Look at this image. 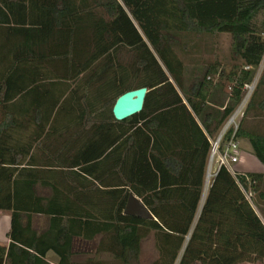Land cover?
<instances>
[{
	"label": "trees",
	"instance_id": "obj_1",
	"mask_svg": "<svg viewBox=\"0 0 264 264\" xmlns=\"http://www.w3.org/2000/svg\"><path fill=\"white\" fill-rule=\"evenodd\" d=\"M180 33L230 35L240 63L190 71L175 51ZM263 59L264 0H0V211L12 214L0 264H51L49 252L77 264L76 240L99 235V251L133 264L151 233L153 264L264 262V223L241 188L264 204V175L247 174L250 186L221 168L193 226L210 139ZM141 88L143 111L116 121L117 99ZM262 94L264 74L236 138H247L264 166V133L246 128L248 114L264 110ZM103 167L115 176L104 179ZM130 195L154 219L125 215ZM36 217L49 220L42 233Z\"/></svg>",
	"mask_w": 264,
	"mask_h": 264
},
{
	"label": "rangeland",
	"instance_id": "obj_2",
	"mask_svg": "<svg viewBox=\"0 0 264 264\" xmlns=\"http://www.w3.org/2000/svg\"><path fill=\"white\" fill-rule=\"evenodd\" d=\"M96 12L98 14L104 15L102 13L103 11L99 8H96ZM175 40L177 42V47L175 48V51L177 55L184 61L185 65L190 71L198 67L204 68L206 65L213 64L215 61H218L221 65L225 66V68L228 71L232 65L240 63V61L234 59L232 53L231 36L228 34L193 35L188 33H180L175 35ZM130 57L131 54L126 49L122 50V53H120L119 55L120 60H122L125 63L129 62ZM263 74H264V59L257 71V75L254 83L251 86L245 88V92L243 95L244 99L241 103V105H243L244 107L243 113H245L247 105L251 99V96H253L257 84L260 78L263 76ZM226 91L229 92V89L227 88ZM262 96L264 97V94H262ZM241 121L242 118L240 117L238 123H241ZM246 128L248 129L253 128L257 131H261V133L264 132V111H251L247 116ZM246 158H247L246 156L240 158V163L235 166V169L238 170L244 164H247L248 167L250 168L251 163L248 162ZM216 168H217L216 163L212 165V168H211V164L210 167H208L206 184H207L208 176H210V184H211L213 178L215 177L214 174L216 172ZM262 188L264 189V181L262 182ZM39 192L43 195L46 194V192H44L43 190L40 191V189ZM252 200H253V204H255V207L257 206L260 212L264 215V204L257 202V197L254 193ZM158 258H159V253L156 249L155 236L154 233H151L144 239V242L141 245V254L139 261L133 264H153L156 260H158ZM90 260L96 263L101 262L103 264H120L118 261H116L113 258V256L110 253L107 252L101 255L99 252L95 257L94 254L82 256L80 258V261H82V263L80 264L86 263ZM244 264H251V263H244ZM255 264H264V262H259Z\"/></svg>",
	"mask_w": 264,
	"mask_h": 264
},
{
	"label": "crops",
	"instance_id": "obj_3",
	"mask_svg": "<svg viewBox=\"0 0 264 264\" xmlns=\"http://www.w3.org/2000/svg\"><path fill=\"white\" fill-rule=\"evenodd\" d=\"M254 111H264V110L257 109ZM250 130L261 133V131H257L253 128H251ZM262 133H264V132H262ZM125 138L126 137L121 138L120 141L117 143V146L119 144L122 145ZM61 139H62V141H65L68 139V136H64ZM238 143L240 146L239 163H240V158H243V156H246L247 157L246 159L248 160V162L251 163V166L249 168L247 164H244L238 170L236 169V171L240 174L264 175V166L253 154V148H252L250 141L247 138H241V139L239 138ZM110 164L113 165V159L111 160ZM56 170L57 171L59 170L58 172H60V173L68 171V169H56ZM97 172L100 174V171H97ZM101 174H102V177L104 179L110 180L115 176V171L112 169L110 171H108V170H106L105 167H103L101 170ZM206 185H205V189L203 191V195H202V199H201V203H200V208H199V211L197 213V216H196V219H195V222L193 225L194 227L198 222V218L200 217V214L202 212V209H203L204 204H205L206 199H207L209 187L206 190ZM40 191H41V189H40ZM43 191L46 192L45 195L41 194L40 192H39V194L46 196V197H49L51 195V191L49 189H45ZM96 210L98 211L99 208L94 209V211H96ZM255 211L264 223V215L260 212V210L257 206L255 207ZM11 215L12 214L9 211H0V246L6 247V248H8L10 243H11V241L8 237L10 230H11ZM48 225H49V220H48V218H45V217H36L33 221V228L35 230L41 232V233L47 229ZM102 241H103L102 235L97 236L92 241H85L83 239H77L75 244H74L75 255L73 256L72 261L74 263L80 264V263H82V261H80V258L82 256L94 254V257H95L99 252H100V255L105 253V251H101V250L99 251V247H100ZM143 242H144V240L142 241V244H143ZM47 261L51 264H59V258L54 252H49L47 254Z\"/></svg>",
	"mask_w": 264,
	"mask_h": 264
},
{
	"label": "built area",
	"instance_id": "obj_4",
	"mask_svg": "<svg viewBox=\"0 0 264 264\" xmlns=\"http://www.w3.org/2000/svg\"><path fill=\"white\" fill-rule=\"evenodd\" d=\"M242 105L234 112V114L228 119L223 129L219 133V135L210 139V143L212 145L210 158L208 167L211 168L214 163H216L217 168L214 176L218 173L221 168H226L232 176L238 181L239 176L246 177L248 184L251 186L252 181L247 177V174H240L236 171L235 166L239 163V154H240V146L238 143V139L236 138V133L239 129L240 123H238L239 118L244 117ZM233 131L232 137L229 140H226V135L229 131ZM241 186V185H240ZM243 192L245 193L247 199L252 204L255 209V204H253V193L251 188L249 191H246L241 186Z\"/></svg>",
	"mask_w": 264,
	"mask_h": 264
},
{
	"label": "water",
	"instance_id": "obj_5",
	"mask_svg": "<svg viewBox=\"0 0 264 264\" xmlns=\"http://www.w3.org/2000/svg\"><path fill=\"white\" fill-rule=\"evenodd\" d=\"M147 94L148 89L141 88L127 92L120 96L117 99L112 111L116 121L123 122L137 114H140L143 111ZM124 214L130 217L145 220L154 219L153 215L143 202L134 195H130Z\"/></svg>",
	"mask_w": 264,
	"mask_h": 264
},
{
	"label": "bare ground",
	"instance_id": "obj_6",
	"mask_svg": "<svg viewBox=\"0 0 264 264\" xmlns=\"http://www.w3.org/2000/svg\"><path fill=\"white\" fill-rule=\"evenodd\" d=\"M244 104V103H243ZM242 107H243V105H242ZM209 184H210V176H208V179H207V185H206V190H207V188L209 187ZM206 193V192H205Z\"/></svg>",
	"mask_w": 264,
	"mask_h": 264
}]
</instances>
